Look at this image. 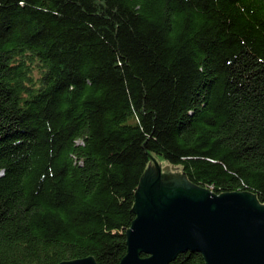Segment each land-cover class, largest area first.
Instances as JSON below:
<instances>
[{"label":"trees","instance_id":"1","mask_svg":"<svg viewBox=\"0 0 264 264\" xmlns=\"http://www.w3.org/2000/svg\"><path fill=\"white\" fill-rule=\"evenodd\" d=\"M145 155L264 205V0H0V264H119Z\"/></svg>","mask_w":264,"mask_h":264},{"label":"water","instance_id":"2","mask_svg":"<svg viewBox=\"0 0 264 264\" xmlns=\"http://www.w3.org/2000/svg\"><path fill=\"white\" fill-rule=\"evenodd\" d=\"M147 160L119 264H167L185 251L198 252L204 264H264V205L242 192L197 190L177 168L160 172ZM58 264L95 263L83 257Z\"/></svg>","mask_w":264,"mask_h":264},{"label":"rangeland","instance_id":"3","mask_svg":"<svg viewBox=\"0 0 264 264\" xmlns=\"http://www.w3.org/2000/svg\"><path fill=\"white\" fill-rule=\"evenodd\" d=\"M158 168H160V172H161V169L163 168V167H166L167 168V172H170V167H168V165H166V164H164L160 159H158ZM152 164V163H151ZM154 165H156V164H154ZM152 166H153V164H152ZM157 166V165H156ZM154 167V166H153ZM171 169H173L174 170V168H171ZM177 174L179 173V171H175Z\"/></svg>","mask_w":264,"mask_h":264}]
</instances>
